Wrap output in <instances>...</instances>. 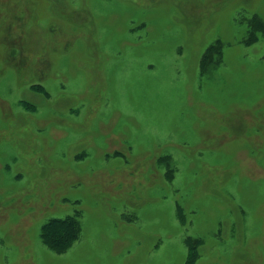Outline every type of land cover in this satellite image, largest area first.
Listing matches in <instances>:
<instances>
[{
  "label": "rangeland",
  "instance_id": "374dc122",
  "mask_svg": "<svg viewBox=\"0 0 264 264\" xmlns=\"http://www.w3.org/2000/svg\"><path fill=\"white\" fill-rule=\"evenodd\" d=\"M185 239L264 264V0H0V264H185Z\"/></svg>",
  "mask_w": 264,
  "mask_h": 264
},
{
  "label": "trees",
  "instance_id": "16d2710c",
  "mask_svg": "<svg viewBox=\"0 0 264 264\" xmlns=\"http://www.w3.org/2000/svg\"><path fill=\"white\" fill-rule=\"evenodd\" d=\"M252 23L259 28L258 33L261 32L263 26L260 21L258 25ZM217 48L218 62L222 57L221 44L217 42L214 46ZM210 50H207L204 54L205 58H208ZM80 213L76 212L73 216H67L63 219H50L40 229V239L42 244L51 252L55 254L65 253L78 239L80 235V220L78 219ZM188 255L185 264L195 263V254L193 253V242L190 239H185Z\"/></svg>",
  "mask_w": 264,
  "mask_h": 264
},
{
  "label": "crops",
  "instance_id": "0c3cea01",
  "mask_svg": "<svg viewBox=\"0 0 264 264\" xmlns=\"http://www.w3.org/2000/svg\"><path fill=\"white\" fill-rule=\"evenodd\" d=\"M33 87H35V86H33ZM32 90H34V88H32ZM26 103V102H25ZM187 258V257H186Z\"/></svg>",
  "mask_w": 264,
  "mask_h": 264
}]
</instances>
